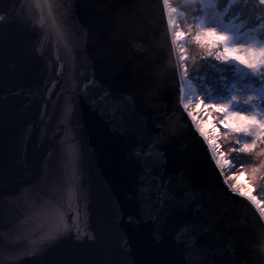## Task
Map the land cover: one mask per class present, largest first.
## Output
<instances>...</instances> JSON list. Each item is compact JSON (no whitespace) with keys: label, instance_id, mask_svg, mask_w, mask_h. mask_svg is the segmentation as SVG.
<instances>
[{"label":"water","instance_id":"1","mask_svg":"<svg viewBox=\"0 0 264 264\" xmlns=\"http://www.w3.org/2000/svg\"><path fill=\"white\" fill-rule=\"evenodd\" d=\"M58 2L0 0V15L5 17L0 22V264H264L257 210L239 195L226 193L205 146L190 130L191 121L179 106V81L173 74L175 58L162 0H142L150 15L147 27L116 15L120 7L137 0H63L68 12L58 8ZM85 27L91 31L87 52L74 61L72 51L83 48L78 33ZM145 47L146 54H141ZM153 60L154 66L147 67ZM160 68L167 69V78L152 80L161 75L154 70ZM93 78L112 91V97L96 99V110L92 99L102 93L88 86ZM70 85L87 87L88 92L87 98L79 100L83 127L76 133L83 146L79 164L85 198L80 221L95 239L81 241L73 233L41 250L38 239L30 244L21 237L27 254L21 249L9 255L3 237L18 207L12 195L21 193L22 185L37 183L42 163L59 143L52 137L66 139L73 134L57 132L66 98L58 93ZM157 87L160 103L150 109L146 101ZM129 93L140 98L135 108L111 120V106L119 101L123 109L120 97ZM45 105L47 115H43ZM157 120H164L163 132L172 138L156 183H164L175 197L166 204L157 201L164 221L160 244L152 240L157 225L151 220L128 224L129 216L140 213L134 196L137 175L141 165L146 170L151 163L143 158L138 162L132 153L147 143ZM113 124L119 126L117 131L112 130ZM71 148L79 152L78 145ZM117 197L119 216L114 207ZM182 200L192 207L177 210ZM197 218L212 220L216 230L186 250L176 233L185 221ZM53 226L64 227L60 222Z\"/></svg>","mask_w":264,"mask_h":264},{"label":"snow or ice","instance_id":"2","mask_svg":"<svg viewBox=\"0 0 264 264\" xmlns=\"http://www.w3.org/2000/svg\"><path fill=\"white\" fill-rule=\"evenodd\" d=\"M43 3L51 5L56 3V0H43ZM162 4L172 46L171 56L175 58L173 74L179 81V106L186 118L191 121L190 130L194 135H198L202 146H205L210 162L222 178L226 193H230L233 197L239 195L257 210L262 225L259 242L264 243V201L252 194L254 190L244 191L242 185L229 183L222 165L223 159L227 162L229 171L235 173L239 165L234 164L233 161L239 160L243 164L245 154H253L260 160L258 165L251 168V177L253 180L264 181V147H262L264 146V11H262L264 0H228L230 8L225 7L222 0H183V9L172 7L170 0H162ZM56 6L68 12V6L63 3V0H59ZM189 10L192 19L190 27L184 31L181 30L180 21L181 18L185 21L189 20ZM230 10L233 21H241L239 25L233 21L224 23L226 14ZM116 15L121 19L139 20L146 27L150 24L147 5L142 0H137L130 6L120 7ZM4 19V15H0V22ZM41 21L39 26L43 27V16ZM245 22H252L253 26L245 30ZM90 34L88 27L78 33L83 39V48L79 51L73 49L74 61L81 53L87 52ZM189 42L200 50L199 59L189 55ZM140 51L141 54H146L147 48ZM57 59L62 58L58 56ZM190 59L192 60L191 72L188 66ZM154 64V60L149 61L147 67L151 68ZM72 67L75 68V64ZM206 69H211V73L206 72ZM154 70L161 75L151 78L152 80L167 78V69ZM192 78L198 81V88L193 85ZM87 84L91 88L100 89L102 93L92 99L93 110H96V99L106 100L112 97L111 89L102 87L103 81L97 83L93 78ZM58 86V82L54 81L53 87ZM49 91L52 92L51 89ZM58 95L66 96V98L60 112L62 123L57 126V132L67 134L71 131L73 134L67 135L66 139L59 136L52 137L59 143L42 163L37 183L22 185L21 193L12 195L18 207L15 209L13 220L6 225L3 237L5 241L3 247L9 255L24 249L21 237L27 239L30 244L36 243L38 239L41 250L51 248L60 239L71 236L73 233L76 239L81 241L95 239L83 230L80 221L83 212L80 204L85 198L82 170L79 164L83 146L76 133L83 127L79 100L82 97L87 98V87L81 90L79 87L70 85ZM160 95L161 89L157 87L146 101L150 109L160 103L158 99ZM120 99L124 101V108L119 107V101L111 106L113 121L117 113L127 111L129 108L134 109L140 98L129 93L127 97L122 94ZM193 106H196L195 112L189 110ZM46 108L47 105L43 115H47ZM161 114L166 115V113ZM41 118L43 119V116ZM209 118L213 121L210 131L217 133L215 140L201 127V124ZM118 127L113 124L112 130L117 131ZM153 127L155 131L147 143L141 144L140 150L132 153L138 162L143 158L144 161H151V163L146 170L141 165L137 175L134 196L140 213L135 217L129 216L128 224L151 220L157 225L152 232V240L155 244H160L164 240V221L159 215L163 209L157 210V201L166 204L170 199L175 200V197L165 190L164 183H156V175L161 166V158L166 156V146L172 137L163 132L164 120H157ZM221 127L226 133L236 137V146L232 148L231 158L227 156H222V159L217 158L223 153V149L217 142ZM28 135L30 137L31 132ZM74 144L79 146V152L72 151L71 146ZM241 173L247 175L242 168ZM231 179L235 181L238 177L233 175ZM154 194L155 198H153ZM118 205L117 197L114 204L117 208V216L120 215ZM176 207L177 210H183L185 207L190 209L192 203L182 200ZM57 222L63 223L62 230L58 226H53ZM215 230L216 226L212 220L189 219L176 233V240L186 250H190L195 240L212 234ZM24 250L27 254V250Z\"/></svg>","mask_w":264,"mask_h":264},{"label":"rangeland","instance_id":"3","mask_svg":"<svg viewBox=\"0 0 264 264\" xmlns=\"http://www.w3.org/2000/svg\"><path fill=\"white\" fill-rule=\"evenodd\" d=\"M222 3L224 4L225 7H231L228 4V0H222ZM170 4L172 7H176L178 9H183L184 8V4H183V0H170ZM264 11V10H262ZM225 23V22H224ZM229 23V22H228ZM246 27H252L253 23L252 22H245ZM180 27L181 30L186 31L189 27H190V20H183L181 18L180 21ZM189 55L191 57H193L194 59H199V55H200V50L196 47H193L191 45V42H189ZM189 70L191 72L192 69V60H189ZM206 72L211 73V69H206ZM192 83L195 87H199L198 81L195 78H192ZM210 124L213 125V121L211 118H209ZM219 140L217 141L218 144L220 145V147L223 149V153L221 154L222 156H227L228 158H231L233 153H232V148L235 147V139L236 137L229 135L228 133L225 132V130L221 127L219 129ZM216 135L217 133L214 132L213 135L211 136L213 140L216 139ZM264 147V146H262ZM244 163L241 164L239 160L233 161L234 164L239 165V167L236 169V172L233 173L231 171H229V169L227 168V162L225 160H222V165L224 166V171L227 175V177L229 178V182L230 183H236V180L233 181L231 179V177L233 175H236L237 177H240L244 183V185L247 187L248 191L254 190L252 192L253 195H255L257 197V199H261L262 201H264V181L261 180H253L251 177V168L253 166L258 165L260 158H258L257 156L253 155V154H245L244 156ZM241 168L243 169V172L246 173L247 175H243L241 173Z\"/></svg>","mask_w":264,"mask_h":264},{"label":"bare ground","instance_id":"4","mask_svg":"<svg viewBox=\"0 0 264 264\" xmlns=\"http://www.w3.org/2000/svg\"><path fill=\"white\" fill-rule=\"evenodd\" d=\"M189 110L195 112V111H196V106L191 107ZM201 127H203V129H204V131H205L206 134H209L210 136L213 135L214 132H211V131H210L211 128H212V125L210 124L209 119H208V120H205V121L201 124ZM217 158H218V159H222V155H221V156H218ZM222 160H223V159H222ZM236 184H237L238 186L242 185V186H243L242 190H244V191H248V190H247V187L244 185V183H243V181H242V179H241L240 177H238V179L236 180Z\"/></svg>","mask_w":264,"mask_h":264},{"label":"trees","instance_id":"5","mask_svg":"<svg viewBox=\"0 0 264 264\" xmlns=\"http://www.w3.org/2000/svg\"><path fill=\"white\" fill-rule=\"evenodd\" d=\"M226 17L227 18L224 20L225 23H228L230 21H233V17H232L231 10L226 14ZM191 19H192L191 11L189 10V20L191 21ZM233 22H235L237 25H239L241 23L240 20H234ZM247 23H249V22H247ZM247 28H249V27H245V30H247Z\"/></svg>","mask_w":264,"mask_h":264}]
</instances>
